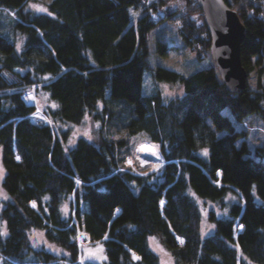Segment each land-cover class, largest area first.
Listing matches in <instances>:
<instances>
[{"label": "trees", "instance_id": "obj_1", "mask_svg": "<svg viewBox=\"0 0 264 264\" xmlns=\"http://www.w3.org/2000/svg\"><path fill=\"white\" fill-rule=\"evenodd\" d=\"M225 1L256 75L238 92L210 59L198 0H0V264H264V161L244 125L264 121V0ZM166 20L208 64L151 65L152 30ZM145 69L182 92L145 94ZM30 88L58 101H38L48 120L23 98ZM87 117L93 138L72 139ZM144 140L164 161L152 171L127 164ZM204 201L222 211L210 210L208 233ZM79 231L101 247L84 249Z\"/></svg>", "mask_w": 264, "mask_h": 264}, {"label": "rangeland", "instance_id": "obj_2", "mask_svg": "<svg viewBox=\"0 0 264 264\" xmlns=\"http://www.w3.org/2000/svg\"><path fill=\"white\" fill-rule=\"evenodd\" d=\"M41 2H48L50 0H38ZM36 2V0H31V3ZM39 6V4H38ZM38 8V7H37ZM155 34L158 36L156 37ZM164 41L167 44V49L161 51L158 49V42ZM196 51L187 46L182 39L180 38L178 32V24L175 21H164L159 23L152 30L151 40H150V63L153 67H157L158 65L165 66L168 68H172L178 70L185 74H190L196 71L199 68H202L204 65L208 64V59H199L196 57ZM212 59V57L210 58ZM256 82V75L250 74L248 77V83L250 85H254ZM163 87V92L167 96H174L182 92L181 88L175 87L171 82L165 80H156L154 74L150 69H145L143 76V92L145 94H152L157 91V88L161 90ZM33 91H37L36 88L32 89ZM50 99L54 101L55 104H58L57 100H54L50 97V94L47 91L36 92L35 98L36 103L41 102V98ZM35 101L33 103H35ZM48 101V100H47ZM30 102V101H27ZM32 103V102H31ZM41 110L38 111V115L41 118H45L48 120L47 116L43 114V110L46 107L44 103L39 104ZM228 110V109H226ZM49 121H51L49 119ZM248 121V133L246 139L250 146V155L256 159H260L264 161V121L257 115L247 119ZM52 122V121H51ZM75 124V123H72ZM243 122L237 123V128H243ZM93 126L92 119L87 117L85 121L81 124L73 125L72 130V139L76 138L79 135H86L90 138H93ZM225 131H218L219 135L224 134ZM0 146V194H2V180L6 174V168L3 162V151ZM162 155L158 148V145L149 142V141H140L134 151L133 156H129L127 159V164L131 165L134 170H138L141 167L148 169L147 171H152L157 169L162 164ZM146 171V172H147ZM139 172V171H138ZM211 209L217 210L221 213V209L218 207L216 203L212 202H203V232L208 233L214 229V224L208 221V214ZM83 234V232L79 231V237ZM41 232L39 233L36 230H33V237L36 241H41ZM84 249L93 250L99 249L101 247V243L94 245L90 239H86L83 241ZM153 246L155 249L162 251L159 247V243L157 240L153 241ZM162 253V252H161ZM134 259H140V257L135 256L133 253Z\"/></svg>", "mask_w": 264, "mask_h": 264}, {"label": "water", "instance_id": "obj_3", "mask_svg": "<svg viewBox=\"0 0 264 264\" xmlns=\"http://www.w3.org/2000/svg\"><path fill=\"white\" fill-rule=\"evenodd\" d=\"M211 36L210 53L231 92L247 87L249 71L242 61L245 25L236 9L225 0H198Z\"/></svg>", "mask_w": 264, "mask_h": 264}, {"label": "built area", "instance_id": "obj_4", "mask_svg": "<svg viewBox=\"0 0 264 264\" xmlns=\"http://www.w3.org/2000/svg\"><path fill=\"white\" fill-rule=\"evenodd\" d=\"M34 92L33 91H28L27 93L24 94V97L27 101H33L34 98Z\"/></svg>", "mask_w": 264, "mask_h": 264}, {"label": "snow or ice", "instance_id": "obj_5", "mask_svg": "<svg viewBox=\"0 0 264 264\" xmlns=\"http://www.w3.org/2000/svg\"><path fill=\"white\" fill-rule=\"evenodd\" d=\"M41 10H43V11H46V9H41ZM207 150H205V152H206ZM18 159H19V157H18Z\"/></svg>", "mask_w": 264, "mask_h": 264}]
</instances>
